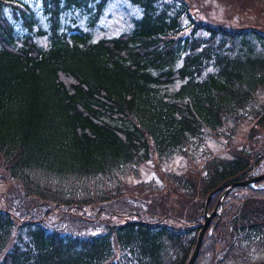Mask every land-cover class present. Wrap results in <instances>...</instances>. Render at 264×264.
Returning <instances> with one entry per match:
<instances>
[{
  "label": "trees",
  "instance_id": "1",
  "mask_svg": "<svg viewBox=\"0 0 264 264\" xmlns=\"http://www.w3.org/2000/svg\"><path fill=\"white\" fill-rule=\"evenodd\" d=\"M41 1L44 28L27 3L0 0V174L19 187L10 198L0 190V264H186L210 192L223 186L208 212L225 184L264 173V33L199 22L186 0H128L141 10L131 29L92 41L60 14L76 10L92 26L106 0ZM229 124L226 155L206 157L198 174L160 168ZM241 126L249 132L235 146ZM147 161L165 195L155 186L142 202L143 187L118 179ZM64 210L91 231L60 219ZM221 212L193 264L264 241V179L233 187Z\"/></svg>",
  "mask_w": 264,
  "mask_h": 264
},
{
  "label": "rangeland",
  "instance_id": "2",
  "mask_svg": "<svg viewBox=\"0 0 264 264\" xmlns=\"http://www.w3.org/2000/svg\"><path fill=\"white\" fill-rule=\"evenodd\" d=\"M27 3L33 11L37 14L38 23L40 27L47 26V19L42 12L41 0H21ZM190 3L193 10L194 17L199 22L206 23L214 26L223 24L228 28L237 29L245 26H254L259 28L258 30L264 33V0H186ZM141 10L139 7L131 4L128 0H106L103 8H101L98 19L90 26L88 25V19L85 15L80 14L76 10H68L60 14L59 24L61 27L70 26L67 30L69 33H73L77 28L83 33H89L91 40H97L99 38H110L117 36L121 33L129 31L132 27V22L135 18L139 17ZM37 25L34 26V31L37 29ZM87 28H86V27ZM93 27V28H92ZM19 33L23 32L19 25H16ZM90 28V29H89ZM199 34L204 33L199 31ZM35 41L41 45H46V38L43 36L35 37ZM251 121L247 122V126L251 125ZM231 124L227 125L225 129H222L224 135L211 134L205 135L201 144H191L187 148L186 154L175 153L170 158L165 160L160 165L162 170L171 171L182 175H194L198 174V171L202 168L203 160L208 156H225L226 149L228 148L227 139L229 138V128ZM247 126L237 127L233 130V144L239 146L240 142L246 137ZM262 139L264 140V131L262 132ZM119 182L121 185L138 190L139 187H143L145 190L142 195V202L146 201V197H149L155 186L165 191V185L160 181V176L157 173V168L152 161L142 163L137 167L135 173L120 177ZM18 185L12 181H7L3 174H0V190H2L4 197L10 198L11 190L19 191ZM232 188H230L229 192ZM163 194V193H162ZM165 195V194H163ZM130 197V196H125ZM173 199L175 206V195L170 193L169 199ZM158 201L153 200L150 206L156 204ZM0 201V205H1ZM220 207H218V210ZM65 212L60 215V219L74 220L75 227L83 228L84 230L91 231L88 228L78 226V220L81 218L78 212ZM116 212V211H115ZM223 212V210H222ZM222 212H220L222 214ZM83 213L93 218H104L119 222L123 220L122 217L116 213L114 215H101L96 210L93 212L87 208L83 209ZM98 214V215H97ZM58 219H54L56 222ZM90 228V227H89ZM202 244V242H201ZM223 246V244H222ZM221 245L218 248L222 247ZM227 259V258H226ZM224 259L222 264H264V241L254 240L243 242L240 248H236L234 253L229 256L228 260Z\"/></svg>",
  "mask_w": 264,
  "mask_h": 264
},
{
  "label": "water",
  "instance_id": "3",
  "mask_svg": "<svg viewBox=\"0 0 264 264\" xmlns=\"http://www.w3.org/2000/svg\"><path fill=\"white\" fill-rule=\"evenodd\" d=\"M264 179V173L263 174H259L256 176H253L249 179L243 180V181H233V182H229L227 184H225L224 188V192L222 193L221 197L218 199L217 203L215 204L214 208L208 212V208H207V201L209 199V197L211 195H213L215 193V191L219 190L220 188H222L221 186L218 187L216 190H213L208 196H207V200H206V204L204 207V221L201 224V227L199 228L198 234H197V238H196V242H195V246L193 248V251L187 261L186 264H193V262L195 261L200 246H201V242H202V238H203V234L205 232V230L207 229V227L209 226L212 218L219 213L218 207H221V201L222 198L229 192L230 188H233L235 186H251L254 182Z\"/></svg>",
  "mask_w": 264,
  "mask_h": 264
},
{
  "label": "bare ground",
  "instance_id": "4",
  "mask_svg": "<svg viewBox=\"0 0 264 264\" xmlns=\"http://www.w3.org/2000/svg\"><path fill=\"white\" fill-rule=\"evenodd\" d=\"M86 27V26H85ZM87 28V27H86ZM93 28V27H92ZM90 29V28H89ZM93 41V40H92ZM121 179V178H120ZM119 180V179H118ZM113 181V180H112ZM118 182V181H117ZM118 183H122V182H118ZM108 185V184H107ZM122 186H123V184H122ZM98 215V214H97ZM102 215V214H101ZM103 217H104V215H102ZM107 216V215H106Z\"/></svg>",
  "mask_w": 264,
  "mask_h": 264
}]
</instances>
